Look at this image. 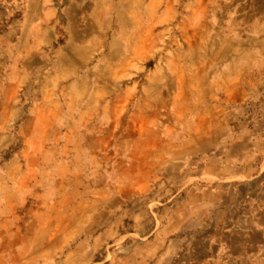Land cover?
<instances>
[{
    "label": "crops",
    "instance_id": "1",
    "mask_svg": "<svg viewBox=\"0 0 264 264\" xmlns=\"http://www.w3.org/2000/svg\"><path fill=\"white\" fill-rule=\"evenodd\" d=\"M21 11L19 26L0 38V152L16 141L20 113L48 110L52 81L60 88L73 78L59 67L73 74L99 55L114 63L116 40L137 26L143 46L150 26L177 30L191 73H172L170 93L188 96L178 112L195 120L161 158L156 187L171 196L157 206L153 228L133 226L128 234L139 241L128 252L137 253L109 264H264V0H23ZM90 72L80 78L91 80ZM166 80L148 79L143 102L157 108ZM112 90L108 83L105 95ZM34 96L45 101L34 104ZM16 155L0 169L6 181Z\"/></svg>",
    "mask_w": 264,
    "mask_h": 264
},
{
    "label": "rangeland",
    "instance_id": "2",
    "mask_svg": "<svg viewBox=\"0 0 264 264\" xmlns=\"http://www.w3.org/2000/svg\"><path fill=\"white\" fill-rule=\"evenodd\" d=\"M22 3L0 0V38L19 26ZM150 28L146 46L138 26L115 33L114 63L99 55L73 74L59 67L73 78L60 88L52 81L48 110L20 113L16 141L0 152V169L17 154L15 176L6 181L0 171V264H109L137 253L128 252L139 241L128 234L133 226L153 228L157 206L171 196L156 187L161 158L189 134L195 117L178 112L177 102L188 96L170 93L172 73L190 74L192 55L177 30ZM89 69L92 79L83 81ZM161 74L167 80L156 108L143 102L142 91ZM42 98L34 96V104ZM5 130L0 126V134ZM146 183V191L128 190ZM132 211L144 219H132Z\"/></svg>",
    "mask_w": 264,
    "mask_h": 264
}]
</instances>
